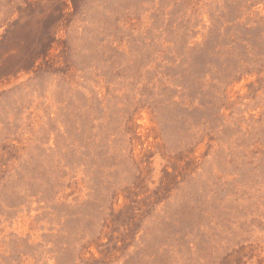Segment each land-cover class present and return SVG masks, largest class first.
I'll list each match as a JSON object with an SVG mask.
<instances>
[{
	"label": "rangeland",
	"instance_id": "rangeland-1",
	"mask_svg": "<svg viewBox=\"0 0 264 264\" xmlns=\"http://www.w3.org/2000/svg\"><path fill=\"white\" fill-rule=\"evenodd\" d=\"M0 264H264V0H0Z\"/></svg>",
	"mask_w": 264,
	"mask_h": 264
}]
</instances>
